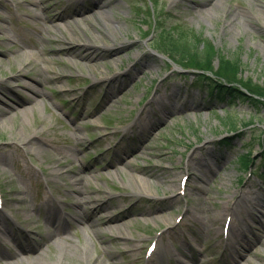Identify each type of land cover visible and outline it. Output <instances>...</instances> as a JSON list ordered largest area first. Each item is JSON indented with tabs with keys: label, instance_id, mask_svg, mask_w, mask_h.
Returning <instances> with one entry per match:
<instances>
[{
	"label": "rangeland",
	"instance_id": "rangeland-1",
	"mask_svg": "<svg viewBox=\"0 0 264 264\" xmlns=\"http://www.w3.org/2000/svg\"><path fill=\"white\" fill-rule=\"evenodd\" d=\"M28 1L0 0V211L10 217H0L8 243L0 264L27 263L38 251L54 264H264L254 234L264 225V107L210 100L194 84L197 70L161 51L170 33L209 40L238 56L239 77L264 83V0H46L37 10L62 13L55 25L32 19ZM76 40L117 48L90 62L74 55L79 47L58 50ZM116 71L125 74L97 81ZM30 86L42 94L31 93L34 103L23 98ZM74 88L75 99L65 94ZM83 111L92 114L80 119ZM144 114L152 130L129 126ZM89 120L97 125L82 126ZM83 186L100 212H124L122 233L76 211ZM49 191L69 212L55 226L43 204ZM17 239L29 247L14 256Z\"/></svg>",
	"mask_w": 264,
	"mask_h": 264
},
{
	"label": "bare ground",
	"instance_id": "bare-ground-1",
	"mask_svg": "<svg viewBox=\"0 0 264 264\" xmlns=\"http://www.w3.org/2000/svg\"><path fill=\"white\" fill-rule=\"evenodd\" d=\"M44 1H46V0H29L28 3H30V5H33V7H30V15L29 16H31L32 19H35V20L36 19H40V18H42L44 16L45 19L47 20V22L53 23V25H55V21L58 20V19H61L64 15L62 13L58 14L55 11H51L49 13H45L44 11H43V13L41 11L39 12L37 10V7L40 5V8H41L42 4L44 3ZM59 1L60 2H67V3L72 2L70 0H59ZM94 1H95V3H97V0H94ZM210 1L211 0H204V1L196 0V3L197 4H207ZM99 8H102V9L107 8V4L106 3L99 4ZM46 9H48V8L45 7V11H46ZM81 10H83V9L80 8L79 11H81ZM237 16H239V15H237ZM39 21H41V20H39ZM30 24L33 25L35 29L41 31V26L36 25L33 22H30ZM1 41L2 42H6L7 39H4L2 36H0V42ZM57 41H60V40H57ZM82 43L83 42L80 43L79 40H76L75 44H73L74 47H70V48L62 47V48H59L58 50L59 51L65 50L66 52L75 53L77 50L73 51V48L79 47V49H83L84 51L81 52L80 54L75 53L74 55H78L81 58H83V59H85V60L90 62V61H97V60L101 59L105 52L108 53V54L113 53V51H115V49L117 48V46H113L112 43L96 44L94 41L91 42V45H90V43H86V42L82 45ZM92 47H93V50H91ZM52 50H57V49L54 48ZM124 74L125 73L120 74L118 71H116L110 77L108 75H97V78H99V80H97V81H108L111 78L119 79ZM111 82H113V81L112 80L108 81L109 84ZM108 86L109 85H107V87ZM116 87L118 88V86H116ZM29 90H30V93H27V94L23 95L24 96L23 98L26 101H30V102H33V103L38 101V98L36 96H40L42 94L40 92H36L37 90L36 89H32L31 86H30ZM114 91H115V89L114 88L112 89V86H110L109 89L105 90V93H106L105 97L107 99H110V97L114 96V93H115ZM31 93H35L36 96H34ZM65 94L66 95L68 94V97L74 96V99H75V97L77 96V90L74 88V89L70 90L69 93L66 92ZM17 99H19V98H17ZM24 99H19L18 103L19 104L20 103H24V101H25ZM104 101L105 100L102 101V103L100 104V107L103 106V102ZM13 107L14 106H11V108H13ZM7 112H8L7 108L2 109V112H1L2 116H4ZM91 114H92V112H91ZM91 114H89L88 112H84L83 111V113L82 112L80 113V119H83L84 117L86 118L87 116H89ZM147 115H149L148 119H151L152 116H150V112ZM143 116L145 117V121H140L141 119H139L140 118V116H139V117H137L136 121H133L129 126L136 127L138 124L141 123V124L144 125L142 130H145V129H147L149 131L152 130L153 129L152 122L149 123L150 120H148V121L146 120V114H144ZM91 125L96 126L97 124L95 122H93L92 120H89L88 122L84 121L82 123V126H85V127L91 126ZM77 142H78V144L82 143L83 142V138L79 137ZM108 150H109V148L107 149V151ZM79 158H78V161H79ZM57 162L60 165L67 166V164L64 162V160L61 157L57 158ZM127 163H128V165H131L132 162L130 161V162H127ZM69 164H71V166L74 169H76V170L68 169L69 172H74V173H78L79 172L80 168H78L79 170H77V168L74 165H72V163H69ZM77 177H78V174L76 175L75 181L76 180L78 181V179H80L81 182H82L83 179L82 178H77ZM45 180L47 181L49 179L46 178ZM77 192L80 195V198H78L75 201L74 205L78 208V207L82 206V203H85V205H84L85 208L83 210H81V211L76 208V211L79 212V213H82V214H84L85 216L88 217V220H89L88 223H89L90 226L94 227L96 224H99V225L109 224L110 228H113V227L114 228L115 227L119 228V232L122 233V231L120 229L121 228V220H122V217L124 216V212L122 210L116 209L115 210L116 212L115 211L113 212L112 210H107L106 209V210L100 212L101 210H100L99 207L91 205V203H92L91 201H93V199H91V200L83 199V195H87V191L84 188V186L81 187L80 189H78ZM55 193L56 192L52 193V191L51 192H47L44 195L45 198H44V201H43V204L47 205V217L49 218V223H51V225H53V226H55L57 223H62L63 219L66 216V212L65 211L68 212V210H66L64 207H62V204H63L64 200L62 198L58 197ZM68 205H69L68 207H73L72 203H69ZM58 208L61 209V212L57 213ZM0 217L3 220H6L5 222L10 221L9 216L3 210L0 211ZM234 230H235V224H234V221L231 219L230 222H229V227H228V235L232 234L234 232ZM237 232H240V231L238 230ZM59 233L60 234H64V231H62L61 228H59ZM94 233L96 235L98 234V232H96V231H94ZM254 234H255V238H256L255 241L260 242L262 239L264 240V225H263V229L261 230V232H259V233L257 232V233H254ZM36 235H39L40 237H43V235L41 233H39V231L36 233ZM122 235L124 236L125 234H122ZM241 235L244 236L243 232L241 233ZM69 238H70V236H67L64 240L67 241V240H69ZM125 239H128V238H125ZM18 240L22 241L21 239H17L18 247H17V250L14 251V256H18L19 253H20L19 251L28 250L27 247H29V244L28 245H24V244L20 243ZM35 241L38 242L37 238H35ZM3 244L5 246L8 245L6 240L4 241L3 238L0 237V246H4ZM31 244L32 243H30V249H31ZM63 246H65V245L63 244ZM133 246L135 247L136 244L133 245ZM244 249L246 250L247 247L245 246ZM105 251H107V250H105ZM30 252L32 253L34 251L30 250ZM238 253H239L240 257L241 256L244 257V255H245V254L242 255L241 251H238ZM35 254H36L35 257L32 258L31 260H28L27 263H30V264L31 263L32 264L33 263H36V264H54V263H52V261L56 258L55 256H54L55 258L49 259L48 255L44 256L43 254H41V251H38V253H35ZM261 256H264V255H261ZM18 263L19 264H27L25 261H22V262L19 261ZM14 264H17V263L15 262Z\"/></svg>",
	"mask_w": 264,
	"mask_h": 264
},
{
	"label": "trees",
	"instance_id": "trees-1",
	"mask_svg": "<svg viewBox=\"0 0 264 264\" xmlns=\"http://www.w3.org/2000/svg\"><path fill=\"white\" fill-rule=\"evenodd\" d=\"M165 37L161 43L163 51L173 58L177 57L181 62L184 61L201 69L207 68V71L222 78V80L217 77L215 79L205 72L196 74L194 84L207 91L211 96L210 100L223 99L229 105H234L237 99H241L264 107V83L239 77L240 64L237 55L229 56L220 50H214L209 40L195 45L197 39L195 37H184L182 34L174 33ZM215 56L218 57L219 64L217 69L213 70L212 62Z\"/></svg>",
	"mask_w": 264,
	"mask_h": 264
}]
</instances>
